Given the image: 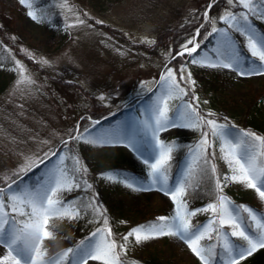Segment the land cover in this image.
<instances>
[{
	"label": "rangeland",
	"instance_id": "rangeland-1",
	"mask_svg": "<svg viewBox=\"0 0 264 264\" xmlns=\"http://www.w3.org/2000/svg\"><path fill=\"white\" fill-rule=\"evenodd\" d=\"M97 2L90 5L86 0H35L33 10L39 19L33 20L27 15L29 9L19 0H0V14L7 17L9 23L0 29V36L7 37H0V187L10 182L6 177L23 176L22 186L34 188L58 165L59 155L78 156L87 167L83 180L91 187L65 193L64 198L79 195L80 204L102 205L113 238L123 243L122 237L132 228L150 225L162 216L170 218L177 210L176 201L161 191L159 185L151 184L150 169L144 163L151 150L149 145L142 143L145 155L141 156L127 146L126 141L116 142L131 135L151 139L150 132L145 134L139 130L142 122L151 118V105L161 95V75L172 68L179 80L178 69L186 65L185 80L181 81V87L189 93L183 98L185 102L190 101L206 119L227 123L234 131H250L264 137V74L240 75L235 69L192 64L187 55L173 59L197 29L204 36L213 26L225 28L227 26L218 19L221 15L229 10L243 11L240 7H231L227 0H103L102 7ZM205 12L215 24L205 20ZM253 19L256 25L264 26V21ZM232 34L240 45L246 44L239 33ZM218 39L219 35L213 34L205 40L200 56L215 59ZM199 40L198 37L197 42ZM240 45L241 54L247 57L249 54ZM16 61L23 66L31 83L18 82L20 72ZM189 72L194 84L188 80ZM209 77L216 78L218 89H206L203 78ZM257 96L263 121L259 134L242 128L241 125L248 127V123L239 112H233V109H243L250 98ZM169 106V116L173 118L185 111L179 99L170 100ZM77 129L85 137H106L112 142L91 145L83 140H70ZM209 131L207 126L173 127L160 133L161 140L175 142L167 173L168 186L184 178L192 160L190 149L194 150L199 143L202 132ZM209 140L213 142L209 151L215 152V157L209 159L222 179L230 174L228 165L221 159L220 142L211 135ZM52 152L58 155L45 160L39 168L27 175L21 171L26 164L35 165L46 153ZM65 163L71 167L70 161ZM118 168H122L125 177L131 174L128 170L139 172L140 176L129 178L149 190L133 191L118 180H108V175L118 174ZM193 177L197 183L191 179L192 186L183 197L188 209L214 203L211 199L217 194L212 193L216 187L210 171L198 170ZM224 183L226 186L218 195L226 196L235 205L264 210V201L254 189L230 181ZM199 186L206 199L198 195ZM192 196L194 200L203 201L195 204ZM212 218L211 212H197L191 222L205 225ZM98 227L104 225L91 209H87V214L82 211L76 220L53 218L49 228L55 239L45 240L48 254L55 255L74 247ZM229 238L233 242L237 240ZM201 243L216 244L215 251L219 252L215 233L212 240L205 239ZM0 250L6 252L2 246ZM122 259L125 263L134 259L137 264H202L186 243L171 236L140 244L130 237ZM89 264L100 262L89 261Z\"/></svg>",
	"mask_w": 264,
	"mask_h": 264
},
{
	"label": "snow or ice",
	"instance_id": "snow-or-ice-1",
	"mask_svg": "<svg viewBox=\"0 0 264 264\" xmlns=\"http://www.w3.org/2000/svg\"><path fill=\"white\" fill-rule=\"evenodd\" d=\"M19 2L29 9L27 15L31 19H39L33 10L35 0H19ZM227 3L233 8L240 7L243 11L229 10L221 15L218 19L227 26L225 28L213 26L204 36H201L200 29H197L196 34L182 46L173 59L187 55L191 57L192 64L235 69L240 75L264 74V29H258L253 19L254 17L264 21V0H227ZM208 7L211 8L212 5ZM204 18L211 24L216 22L208 17L207 12L204 13ZM233 32L243 36L246 44L240 45ZM213 34L219 35L218 46L214 49L215 59L201 57L199 53L201 45ZM198 37L199 42H197ZM238 45L249 54L247 57L241 54ZM16 64L20 72L18 82L31 83L30 77L24 74L20 62L16 61ZM185 67L186 65H182L178 69L179 80L176 78V71L172 68H167L160 77L161 95L151 105V118L143 121V127L139 130L145 134L150 132L151 139L145 140L143 136L137 139V135H131L116 141H126L127 146L141 156L145 155L142 143L149 145L151 150L148 151L144 163L150 169L151 184L159 185L161 191H165L176 201L175 215L170 218L162 216L150 225L134 227L122 237L123 243H118L113 238L112 229L108 227V219L102 205L91 202L86 205L77 204L75 200L64 198L65 193L80 188H90L91 185L83 180V176L87 174V167L82 165L78 156L59 155L58 165L50 170L43 180L38 181L34 188L22 186L23 176L17 179L6 177L5 180L10 182L0 187V246L6 249V252L0 250V264H89V261H98L100 264H125L122 256L126 254L130 237L134 238L136 244L163 236L176 237L187 244L202 264H220L221 260L223 264H239L246 255L252 254L258 248H264V210L235 205L222 194L217 196L216 202L195 210H189L183 200L187 188L192 186L191 178L199 170L210 171L215 178L218 193H222L223 187L226 186L224 182L230 181L254 189L259 199L264 201V137L250 131H234L227 123L218 124L215 119H206L190 101L185 102L183 98L189 94L184 87H181V81L185 80ZM188 80L192 84L195 83L191 81L190 72ZM172 99L181 100L185 109L176 118L169 116V101ZM193 99L198 98L193 96ZM201 126H207L210 131L202 132L199 143L194 150L190 149L192 160L187 165L184 178L168 186L167 173L175 142L166 143L160 139V133L173 127ZM87 131L88 129H85V132ZM209 135L220 142L221 159L228 165L230 174H225L222 179L216 174V166L209 159L215 157V152L209 151L213 144L209 140ZM69 139L83 140L85 144L91 145L112 142L106 137H85L78 129ZM67 143L65 141L64 145L66 146ZM57 155V152L46 153L38 163L26 164L21 171L27 175L34 168L44 164L45 160H51ZM66 160L71 162V167L65 163ZM107 179L118 180L133 191L149 190L142 185L138 186L134 179L120 174L108 175ZM13 185L16 187L14 188ZM87 209H91L94 216L101 218L104 227L96 228L74 247L49 255L45 240L55 239L54 232L49 228L50 220L53 218L76 220L80 218L82 211L87 214ZM197 212H211L213 218L205 225H194L191 217ZM213 233L219 245L218 253L215 251L216 244L201 243L205 239L212 240ZM229 237L238 239L233 242ZM214 257H217L215 261Z\"/></svg>",
	"mask_w": 264,
	"mask_h": 264
},
{
	"label": "trees",
	"instance_id": "trees-1",
	"mask_svg": "<svg viewBox=\"0 0 264 264\" xmlns=\"http://www.w3.org/2000/svg\"><path fill=\"white\" fill-rule=\"evenodd\" d=\"M82 1V0H80ZM90 3L97 2V0H86ZM97 5L100 4V7H102L103 0H98ZM99 3V4H98ZM96 5V4H95ZM88 20V19H87ZM0 21L2 22V25L0 24V29L3 27V25L9 26L8 19L4 15L0 14ZM89 21V20H88ZM5 23V24H4ZM8 23V24H7ZM104 28H108L105 24H102ZM172 33V32H171ZM174 33V32H173ZM1 38H7L5 35L1 34ZM1 46V45H0ZM215 77H209V78H203V83L206 85L207 90H216L218 89V83L216 82ZM2 88V85L0 84V89ZM259 95V94H258ZM212 101L215 100L214 96L210 98ZM258 103H260V97L258 98H250L248 104L243 109H233V112L237 114L239 112V115L243 117V119L248 123L249 129L253 131H260L263 128V121L261 120L260 110ZM246 116L244 118V115ZM236 116V115H235ZM244 124L245 122L242 121ZM260 133V132H259ZM131 173L137 174L135 170H128ZM92 195V194H91ZM69 200H75L77 204H80V198L79 195H71ZM67 199V200H68ZM239 264H264V248H258L255 252H253L250 255H246L244 259H241L239 261Z\"/></svg>",
	"mask_w": 264,
	"mask_h": 264
}]
</instances>
